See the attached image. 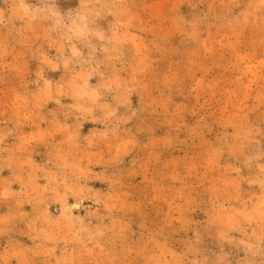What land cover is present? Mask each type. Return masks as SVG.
Returning <instances> with one entry per match:
<instances>
[{
	"label": "rangeland",
	"instance_id": "obj_1",
	"mask_svg": "<svg viewBox=\"0 0 264 264\" xmlns=\"http://www.w3.org/2000/svg\"><path fill=\"white\" fill-rule=\"evenodd\" d=\"M0 264H264V0H0Z\"/></svg>",
	"mask_w": 264,
	"mask_h": 264
}]
</instances>
